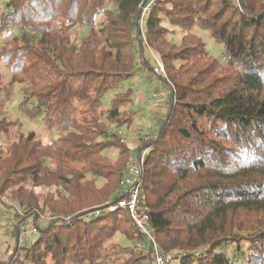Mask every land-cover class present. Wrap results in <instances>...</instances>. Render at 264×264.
Wrapping results in <instances>:
<instances>
[{
  "label": "trees",
  "instance_id": "obj_1",
  "mask_svg": "<svg viewBox=\"0 0 264 264\" xmlns=\"http://www.w3.org/2000/svg\"><path fill=\"white\" fill-rule=\"evenodd\" d=\"M151 1L6 0L0 33L12 35L1 63L25 85L20 107L61 133L44 143L0 117V195L49 216L9 264H100L119 228L137 235L123 210L87 216L119 199L130 165V148L105 121L132 125L122 108L131 92L115 93L107 109L101 101L133 77L136 23ZM254 1L258 10L244 0H154L142 22V50L161 60L171 88L157 135L140 148V205L170 264H264V0ZM166 25L183 30L179 43ZM194 26L223 45L224 62ZM76 28L86 33L73 42Z\"/></svg>",
  "mask_w": 264,
  "mask_h": 264
},
{
  "label": "rangeland",
  "instance_id": "obj_2",
  "mask_svg": "<svg viewBox=\"0 0 264 264\" xmlns=\"http://www.w3.org/2000/svg\"><path fill=\"white\" fill-rule=\"evenodd\" d=\"M244 3L252 10H258L259 8L258 2H255L254 0H244ZM5 4L6 0H0V15L6 11ZM144 20L145 17L143 19H139L138 30L140 36H143L141 27ZM165 27L173 31L169 36L172 42L179 43L183 35V30L178 27H170L168 25H166ZM85 33V29L76 28L75 30H73L71 35L72 41H78L83 35H85ZM192 33L198 36L203 41L206 51L211 56L221 62H224V47L223 45L213 41L208 30H205L199 26H194V28L192 29ZM11 35V29H8L5 33H0V49L8 43ZM135 36L137 57L139 61V59L142 58L143 55L141 54L138 45L137 29L135 32ZM144 48L147 49L149 56L154 59V65L156 60L161 61L160 59H157L152 54V52L147 47H145V45ZM165 81L166 74L165 78L162 81L155 78L153 75H149L146 79L143 80L137 79V85L139 86L134 89V95L132 96L131 104H123L122 106L123 109L128 108L134 113V115L140 116L139 120L133 118V123L130 127L121 126L117 128L115 124H111L103 119V121H105V128L108 130H117L119 134L123 135L122 140L130 148L131 152L128 161L130 162V165L128 166V168L136 164L141 171V161H138V155L141 151L137 155L136 153L142 147L144 136L153 134L155 130L158 129H155V126L159 124L163 116L166 115V102L169 99V87L167 86ZM24 87V84L12 82L11 72L2 65L0 59V117L5 118L13 123L14 135L19 133L27 134L32 132L35 134L37 139L41 140L42 142H51L53 139H56L61 133L56 128L51 130H47L44 128L42 122V113L30 117L25 112V109L20 107V104L24 99L23 93L21 91ZM132 87L133 86L131 85L129 80L121 82L116 89L110 90L102 97L101 109H107L109 107L110 100L113 98L115 93L119 91L126 92ZM137 95L139 96V98ZM149 100L150 103H148ZM30 104L31 102H28L27 107H29ZM151 109H153V112H150ZM133 127H139L140 129L135 131L132 130ZM138 135H141L143 137L142 140H137V142H134L133 138ZM4 144L5 141L4 139H2L0 141V146L2 147L4 146ZM117 153V150L114 148H108L103 151V155H105L110 160H115L117 157ZM142 154L143 153H141V155ZM97 185H100V183L98 182ZM33 191L35 194L41 195L47 190L43 188H34ZM125 215L122 213L119 214L118 217H121L120 220L124 222L125 219L123 218L128 217H126ZM24 219L25 221H23ZM48 219L49 216L47 215L37 216L28 214L26 209L20 208L15 202L11 200L9 192L1 194L0 264H9L11 262H15L16 258H18L20 255L18 253L22 251L20 247L28 246V244L35 241L37 238V235H31L30 233H27L28 241L27 243H24L21 236H19V234L21 233L17 227L23 226L29 232L33 228H37L36 224L43 225ZM22 221L23 223H21ZM119 230L121 231H117L112 238H110L103 244V260L100 262V264H131L135 262L137 258H139L137 264H152V259L148 252L145 250L146 248L143 245L141 236L136 232L137 235L132 241H130L127 238V236L129 237V235L131 234V231H129V227H121L119 228ZM13 231L16 232V237L13 236ZM137 236H139V238ZM130 252H132V255L129 254Z\"/></svg>",
  "mask_w": 264,
  "mask_h": 264
},
{
  "label": "built area",
  "instance_id": "obj_3",
  "mask_svg": "<svg viewBox=\"0 0 264 264\" xmlns=\"http://www.w3.org/2000/svg\"><path fill=\"white\" fill-rule=\"evenodd\" d=\"M153 1L154 0H152L146 7L142 8L140 18L143 19L146 17ZM151 74L161 81L165 78V72L161 61H155V65L151 67ZM157 132L158 129H156L151 135H145L144 141L154 138L157 135ZM120 185V197L117 201L102 210H97L88 214L87 217H97L100 214L112 213L117 209L123 210L126 212L136 232L141 236L143 245L146 248L145 250L152 259V264H170L172 260L171 255L164 253L153 237V233L150 229L148 209L140 205V169L138 165L135 164L125 171ZM17 228L21 233L19 236H21L24 243H27L28 241L27 233H30L31 235L37 233V228H33L29 232L23 226Z\"/></svg>",
  "mask_w": 264,
  "mask_h": 264
},
{
  "label": "crops",
  "instance_id": "obj_4",
  "mask_svg": "<svg viewBox=\"0 0 264 264\" xmlns=\"http://www.w3.org/2000/svg\"><path fill=\"white\" fill-rule=\"evenodd\" d=\"M142 55H144V58H140L139 61L137 62V65H136V69H135V73L133 75V77H131L129 80V82L131 83V85L133 86L130 90L131 94H130V98H131V101H132V96L134 95V89H136L139 85H137V79H146L149 75H152L151 74V67L154 65V59L149 56L148 52H147V49L144 48L142 50ZM140 94V93H139ZM138 96V95H137ZM139 98V96H138ZM169 99H170V93H169ZM169 99L167 100L166 102V107H168V104H169ZM148 103H150V100L148 101ZM147 103V105H148ZM150 112H153V109H151ZM134 118L137 120L140 119V116L138 115H134ZM165 116H163L162 120L159 122V124H157L155 126V129L158 128L160 126V124L162 123V121L164 120ZM140 128L139 127H133L132 130H139ZM123 136V135H122ZM142 136L141 135H138V136H135L133 138V141L134 142H137V140H142ZM142 149H140L136 155L141 151ZM137 158V157H136Z\"/></svg>",
  "mask_w": 264,
  "mask_h": 264
},
{
  "label": "water",
  "instance_id": "obj_5",
  "mask_svg": "<svg viewBox=\"0 0 264 264\" xmlns=\"http://www.w3.org/2000/svg\"><path fill=\"white\" fill-rule=\"evenodd\" d=\"M136 29H137V36H138V39H137L138 40V45H139L140 52L142 54V46H141V43H140V33H139V30H138V24L137 23H136ZM167 86L169 88H171L170 85L167 84ZM171 93H172V90H171ZM168 113H170V111ZM138 161H139V155H138Z\"/></svg>",
  "mask_w": 264,
  "mask_h": 264
}]
</instances>
